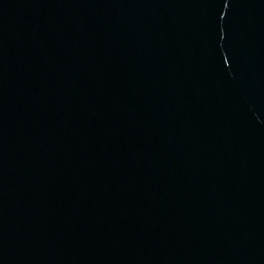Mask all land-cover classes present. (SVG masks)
<instances>
[{
	"label": "water",
	"instance_id": "95a60500",
	"mask_svg": "<svg viewBox=\"0 0 264 264\" xmlns=\"http://www.w3.org/2000/svg\"><path fill=\"white\" fill-rule=\"evenodd\" d=\"M0 264H264V0H0Z\"/></svg>",
	"mask_w": 264,
	"mask_h": 264
}]
</instances>
